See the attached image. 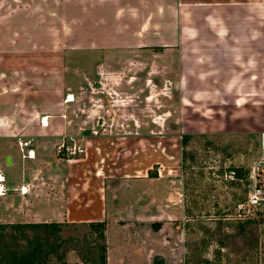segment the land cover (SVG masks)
<instances>
[{"label": "crops", "instance_id": "obj_1", "mask_svg": "<svg viewBox=\"0 0 264 264\" xmlns=\"http://www.w3.org/2000/svg\"><path fill=\"white\" fill-rule=\"evenodd\" d=\"M159 89L182 132L264 125V0H0V225L102 222L107 264L142 263L144 212L121 200L168 182L102 165L96 186L95 173L77 180L75 168L93 137L163 133L164 115L142 98L157 106ZM69 137L85 150L74 160L58 152ZM147 227L152 262L159 242Z\"/></svg>", "mask_w": 264, "mask_h": 264}, {"label": "rangeland", "instance_id": "obj_2", "mask_svg": "<svg viewBox=\"0 0 264 264\" xmlns=\"http://www.w3.org/2000/svg\"><path fill=\"white\" fill-rule=\"evenodd\" d=\"M159 95L157 106L144 103L147 100L142 98L145 108L164 115L160 118L163 133L93 137L94 145L89 147L92 156L76 163V179L95 173L97 186L101 184L97 178L105 176L96 177V169L112 165L114 169L108 168L112 176L158 177L168 182L162 191L155 190L156 182L142 183L137 201L121 200L124 209L134 202L144 212L137 243L145 257L139 264H264V201L259 205L247 202L252 168L264 155V135L258 132V128L264 129L263 120L248 131L229 126L224 120L227 126L223 130L204 121L211 127L207 132H182L179 120H167L168 110H172V117L177 114L168 104L174 99L165 89H159ZM256 98L259 100V94ZM147 117L151 119L144 113V127ZM190 123L194 128V121ZM72 140L69 137L63 142L72 144ZM75 140L83 147L81 140ZM111 142L120 149L118 156L116 149L109 153ZM95 146L100 147L99 152ZM135 147L138 150L132 152ZM120 159L126 164L119 168L115 160L119 163ZM151 225L159 250L149 262L146 255H151L152 239L147 226ZM101 233V228L89 221L64 220L53 226L5 224L0 227V264H103L104 255L107 264L105 236Z\"/></svg>", "mask_w": 264, "mask_h": 264}, {"label": "built area", "instance_id": "obj_3", "mask_svg": "<svg viewBox=\"0 0 264 264\" xmlns=\"http://www.w3.org/2000/svg\"><path fill=\"white\" fill-rule=\"evenodd\" d=\"M76 140H72V144H65L64 142L58 146V152L62 153L66 160H74L79 158L85 153V150L80 145H77ZM21 149L28 147L31 144L30 140H26L19 143ZM28 157L34 155L32 149H28L26 154ZM251 189L248 194L247 202L249 205H259L264 201V155L254 165L251 171ZM0 177V183L2 182ZM3 185L0 184V194L3 193Z\"/></svg>", "mask_w": 264, "mask_h": 264}, {"label": "trees", "instance_id": "obj_4", "mask_svg": "<svg viewBox=\"0 0 264 264\" xmlns=\"http://www.w3.org/2000/svg\"><path fill=\"white\" fill-rule=\"evenodd\" d=\"M184 137V140L186 141L187 137L186 136H182V138ZM246 175H248V173H246ZM184 208L186 210V205L184 204ZM22 225V224H21ZM32 225V224H31ZM30 224H23V226H31ZM47 226V224H45ZM54 225V224H52ZM57 225V224H56ZM91 225H94V226H98L101 228L102 230V233L100 234L101 237H103V232H104V228H105V224L102 223V222H96V223H91ZM4 225H0V227H2ZM102 250L105 252V246L102 247ZM105 255L103 256V264H105Z\"/></svg>", "mask_w": 264, "mask_h": 264}, {"label": "bare ground", "instance_id": "obj_5", "mask_svg": "<svg viewBox=\"0 0 264 264\" xmlns=\"http://www.w3.org/2000/svg\"><path fill=\"white\" fill-rule=\"evenodd\" d=\"M2 194V193H1Z\"/></svg>", "mask_w": 264, "mask_h": 264}]
</instances>
